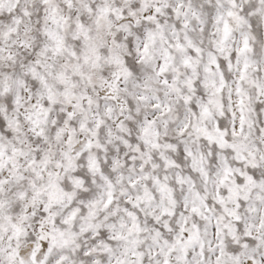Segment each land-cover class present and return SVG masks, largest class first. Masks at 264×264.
<instances>
[{
    "label": "snow or ice",
    "instance_id": "6c2138e0",
    "mask_svg": "<svg viewBox=\"0 0 264 264\" xmlns=\"http://www.w3.org/2000/svg\"><path fill=\"white\" fill-rule=\"evenodd\" d=\"M0 264H264V0H0Z\"/></svg>",
    "mask_w": 264,
    "mask_h": 264
}]
</instances>
